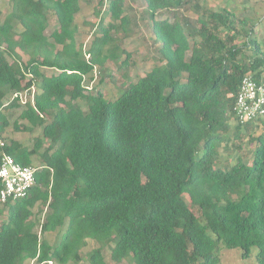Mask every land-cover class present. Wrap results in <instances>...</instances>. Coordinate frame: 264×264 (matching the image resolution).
<instances>
[{
    "label": "trees",
    "instance_id": "trees-1",
    "mask_svg": "<svg viewBox=\"0 0 264 264\" xmlns=\"http://www.w3.org/2000/svg\"><path fill=\"white\" fill-rule=\"evenodd\" d=\"M93 3L103 17L84 51L75 20ZM142 3L161 65L113 100L89 85L126 53L116 36L130 22L124 0L0 9V164L7 155L36 168L25 198L0 201V264H78L89 240V264H109L106 249L112 264H219L223 248H256L264 264V119L241 125L233 111L243 77L264 81V16L210 0ZM24 92L33 100L22 105ZM13 109L15 132L40 129L33 147L1 141Z\"/></svg>",
    "mask_w": 264,
    "mask_h": 264
},
{
    "label": "rangeland",
    "instance_id": "rangeland-1",
    "mask_svg": "<svg viewBox=\"0 0 264 264\" xmlns=\"http://www.w3.org/2000/svg\"><path fill=\"white\" fill-rule=\"evenodd\" d=\"M210 5L215 9H220L225 6L233 8L238 14L244 11L246 6H253V13L248 15L255 22L259 18L264 16V0H251L250 2L244 0H210ZM10 8V0H0V9L3 16L8 12ZM124 14L128 16L130 22L125 24L124 29L126 34H130L129 37L125 32H119L117 36V44L120 46V50L125 49L126 53L120 55L118 59H111L105 68L104 72L100 68H95L93 79L89 87H94V89H100L104 96L113 100L125 91V87L130 83H133L140 76H144L152 68L161 65L159 60V54L155 46L150 47L149 39L151 37L150 31V15L146 14L144 10L142 0H124ZM188 15L191 17H196L197 13L191 11ZM101 17H103V12L98 14V9L96 4H82L81 11L76 17V24L79 27V32L76 37V42L78 47H82L84 51H87L92 43L95 36V28L98 26ZM114 23L119 26L120 22H114L110 16H106L104 20L105 25ZM52 25V24H51ZM258 41L264 42V18L262 23L258 25ZM50 32V30H49ZM155 48V49H154ZM262 49L264 51V44H262ZM129 54L128 62L126 63V68L119 70L118 62L121 61L126 55ZM17 60L21 63H25L28 57L22 53H18ZM48 74L56 73L53 70H48ZM101 80H103L101 82ZM25 94V93H23ZM27 98L24 102L32 101V97H29L26 93ZM23 102V100H22ZM23 102V103H24ZM9 119L10 126L6 128L4 134L1 136V141H7L9 139H16L28 147H33V139L40 136V129L37 128L33 133L25 132H15L13 128V122L19 116L20 110L13 109L6 111ZM245 144V150L249 151L251 146L248 143ZM231 153H235V150L229 148ZM35 166V165H34ZM56 233L48 234L45 237L54 243L56 240ZM97 248L95 242L88 241V246L83 250L84 257L82 261L78 264H89L85 255L91 250ZM106 262L112 264L109 255V249H106ZM257 249L253 248L250 256H242V250L237 249H226L223 248L220 251V263L219 264H259L256 259ZM27 264H36L35 262H27ZM54 264V263H51ZM73 264V263H72Z\"/></svg>",
    "mask_w": 264,
    "mask_h": 264
},
{
    "label": "built area",
    "instance_id": "built-area-1",
    "mask_svg": "<svg viewBox=\"0 0 264 264\" xmlns=\"http://www.w3.org/2000/svg\"><path fill=\"white\" fill-rule=\"evenodd\" d=\"M104 1L106 6L111 0ZM26 93L18 95L22 105L27 104V101L24 102ZM233 111L241 125L264 119V81L258 82L251 75L243 77ZM35 173V167H23L5 155L0 164V183L3 185L0 191L1 203L24 198L35 184Z\"/></svg>",
    "mask_w": 264,
    "mask_h": 264
},
{
    "label": "clouds",
    "instance_id": "clouds-1",
    "mask_svg": "<svg viewBox=\"0 0 264 264\" xmlns=\"http://www.w3.org/2000/svg\"><path fill=\"white\" fill-rule=\"evenodd\" d=\"M34 90H35V89H34ZM32 92H34V91L32 90ZM24 93H25V92H24ZM28 95H29V93H28ZM31 97H32V96H31ZM28 103H29V102H28ZM25 197H26V196H25ZM25 197H24V198H25ZM22 199H23V198H22ZM19 200H20V199H19ZM0 201H1V199H0ZM16 201H18V200H16ZM16 201H12V202H16ZM6 204H7V203H5V204H2V203H1L2 206H3V205H6ZM50 264H51V263H50Z\"/></svg>",
    "mask_w": 264,
    "mask_h": 264
},
{
    "label": "crops",
    "instance_id": "crops-1",
    "mask_svg": "<svg viewBox=\"0 0 264 264\" xmlns=\"http://www.w3.org/2000/svg\"><path fill=\"white\" fill-rule=\"evenodd\" d=\"M52 29V27L50 28V30Z\"/></svg>",
    "mask_w": 264,
    "mask_h": 264
}]
</instances>
